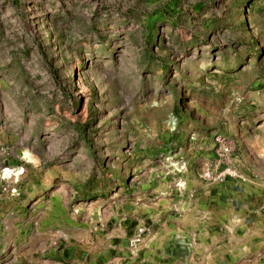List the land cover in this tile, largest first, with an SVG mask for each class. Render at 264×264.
Segmentation results:
<instances>
[{"label":"rangeland","instance_id":"rangeland-1","mask_svg":"<svg viewBox=\"0 0 264 264\" xmlns=\"http://www.w3.org/2000/svg\"><path fill=\"white\" fill-rule=\"evenodd\" d=\"M187 179L264 214V0H0V264H133Z\"/></svg>","mask_w":264,"mask_h":264},{"label":"crops","instance_id":"crops-1","mask_svg":"<svg viewBox=\"0 0 264 264\" xmlns=\"http://www.w3.org/2000/svg\"><path fill=\"white\" fill-rule=\"evenodd\" d=\"M188 182L178 215L149 229L143 254L133 264H241L256 256L264 264V214L244 208L235 181L199 183L193 200L186 198Z\"/></svg>","mask_w":264,"mask_h":264},{"label":"built area","instance_id":"built-area-1","mask_svg":"<svg viewBox=\"0 0 264 264\" xmlns=\"http://www.w3.org/2000/svg\"><path fill=\"white\" fill-rule=\"evenodd\" d=\"M222 153L223 154H229L230 149L224 148ZM144 233H145V228L141 227L138 229L137 235L131 240V246L132 247L138 246L143 241Z\"/></svg>","mask_w":264,"mask_h":264}]
</instances>
